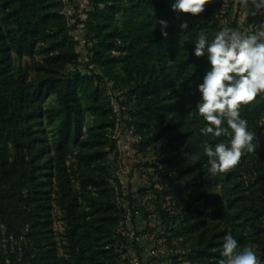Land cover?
<instances>
[{
    "label": "trees",
    "instance_id": "1",
    "mask_svg": "<svg viewBox=\"0 0 264 264\" xmlns=\"http://www.w3.org/2000/svg\"><path fill=\"white\" fill-rule=\"evenodd\" d=\"M172 2L91 0L86 17L69 25L62 0H0V264H125L107 149L115 150L112 131L127 105L134 145H148L158 128L173 150L158 162L165 173L156 193L174 209L160 216L182 247L169 264H218L228 232L264 262V96L241 106L256 151L211 176L200 144L227 139L199 133L196 84L210 66L192 50L201 30L211 40L227 26V2L213 0L196 17L172 12ZM14 57L30 62L16 66Z\"/></svg>",
    "mask_w": 264,
    "mask_h": 264
},
{
    "label": "clouds",
    "instance_id": "2",
    "mask_svg": "<svg viewBox=\"0 0 264 264\" xmlns=\"http://www.w3.org/2000/svg\"><path fill=\"white\" fill-rule=\"evenodd\" d=\"M212 2L173 0L170 10L196 17ZM238 4L253 17L264 16V0H238ZM156 24L166 37L168 22L160 19ZM179 28L187 29V21ZM192 53L196 58L206 57L210 66L202 82L196 84L200 98L195 107L205 122L199 133L202 137L227 139V143L213 145L204 140L200 144L208 158L207 171L215 177L235 169L245 153H253L258 147L254 128L249 130L248 121L241 117V106L251 104L264 93V29L244 34L237 28L223 27L211 40L201 30ZM185 156L194 162L199 160L192 153ZM220 255L218 264H264L252 246L241 248L231 232L224 236Z\"/></svg>",
    "mask_w": 264,
    "mask_h": 264
},
{
    "label": "rangeland",
    "instance_id": "3",
    "mask_svg": "<svg viewBox=\"0 0 264 264\" xmlns=\"http://www.w3.org/2000/svg\"><path fill=\"white\" fill-rule=\"evenodd\" d=\"M91 0H66L64 6V14L68 18V24L72 25L75 20H82L86 17V12L91 8ZM226 10L228 23L226 27L237 28L244 34H251L257 30L264 29V16L257 15L255 17L248 14V12L239 6L238 0L228 1L224 5ZM73 34L76 39V47L81 54V62L85 60V49L83 47V35L84 30L80 24L73 30ZM28 57L17 58L14 57V64L16 66H25L29 64ZM107 92H111L107 89ZM126 91L119 96L121 100H126ZM110 94V93H109ZM264 96V93H261ZM129 105L123 107V117L119 121V125L122 132H126L132 142L131 149L125 156V164L127 165L126 180L128 188L133 189V197L135 198L137 213H136V230L139 234L151 230V237L143 240L144 250L153 247L157 251L160 264H169L168 254H175L181 250L180 239H176L171 228L174 226L165 223L160 216V211L166 208L168 215L174 214V209L169 207V202H163L157 199V191L160 190V181L165 170L158 164L159 160L168 156L173 152L170 145H168V137L160 136V130L154 129L149 132L146 139L150 142L148 145L143 146L140 149L137 145H134L139 141L140 137L136 133L133 127V132L130 127L133 126L130 123V116L127 114ZM128 127V128H127ZM144 139V138H142ZM108 150V161L111 165L109 168L112 171L119 161L115 150ZM168 200V198H167ZM58 210H54V215L58 214ZM54 228L56 230H62V226L59 220L55 219ZM168 244L170 246H168ZM172 250V252L169 250ZM174 249V250H173ZM180 264H189L186 259H178ZM142 264H153L152 260L142 261Z\"/></svg>",
    "mask_w": 264,
    "mask_h": 264
},
{
    "label": "built area",
    "instance_id": "4",
    "mask_svg": "<svg viewBox=\"0 0 264 264\" xmlns=\"http://www.w3.org/2000/svg\"><path fill=\"white\" fill-rule=\"evenodd\" d=\"M66 3V0H62ZM226 2L232 0H225ZM112 109L118 111V106L115 101H112ZM115 124L112 131L111 139L115 144V152L117 153L118 162L111 171V176L116 184V200L122 211V218L118 226V233L125 238V241H121L119 250L122 253V258L125 259V264H142V261L152 260L153 264H160L157 251L153 248H143V240L151 237V230H146L142 234H139L136 230V203L133 197V189H129L127 186V165L124 162L126 154L131 149V139L129 135L122 132L119 123ZM29 230V227H25V232ZM24 234L19 235L18 240H23ZM15 237L12 234H8V241L13 242Z\"/></svg>",
    "mask_w": 264,
    "mask_h": 264
}]
</instances>
